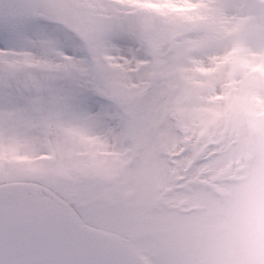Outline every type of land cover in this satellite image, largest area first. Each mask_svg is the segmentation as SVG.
Returning <instances> with one entry per match:
<instances>
[{
	"label": "snow or ice",
	"instance_id": "snow-or-ice-1",
	"mask_svg": "<svg viewBox=\"0 0 264 264\" xmlns=\"http://www.w3.org/2000/svg\"><path fill=\"white\" fill-rule=\"evenodd\" d=\"M261 174L264 0H0V264H177Z\"/></svg>",
	"mask_w": 264,
	"mask_h": 264
},
{
	"label": "clouds",
	"instance_id": "clouds-1",
	"mask_svg": "<svg viewBox=\"0 0 264 264\" xmlns=\"http://www.w3.org/2000/svg\"><path fill=\"white\" fill-rule=\"evenodd\" d=\"M177 264H264V174L239 175L176 238Z\"/></svg>",
	"mask_w": 264,
	"mask_h": 264
}]
</instances>
